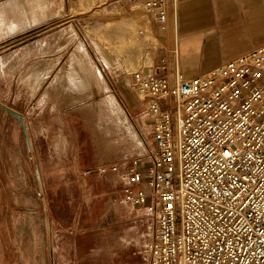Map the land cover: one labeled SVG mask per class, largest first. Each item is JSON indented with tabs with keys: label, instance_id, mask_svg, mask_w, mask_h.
Listing matches in <instances>:
<instances>
[{
	"label": "built area",
	"instance_id": "obj_1",
	"mask_svg": "<svg viewBox=\"0 0 264 264\" xmlns=\"http://www.w3.org/2000/svg\"><path fill=\"white\" fill-rule=\"evenodd\" d=\"M135 1L165 26L167 0ZM132 79L152 148L99 170L120 174L128 216L147 223L141 264H264V45L188 79Z\"/></svg>",
	"mask_w": 264,
	"mask_h": 264
},
{
	"label": "rangeland",
	"instance_id": "obj_2",
	"mask_svg": "<svg viewBox=\"0 0 264 264\" xmlns=\"http://www.w3.org/2000/svg\"><path fill=\"white\" fill-rule=\"evenodd\" d=\"M20 2L27 8H22ZM19 19L24 21L21 28ZM68 27L77 40L84 41L86 65L102 71L107 81L93 85L89 99L85 96L89 101L77 107L90 104L93 114L101 109L107 121H93L91 127L84 129L91 130L93 136L96 126L102 133L111 132L107 138L101 136L102 146L109 145L108 160H114L121 148L126 152L136 143L141 149L139 156L144 155L152 133L145 136L142 131L145 124L140 130L137 128L136 120L141 115L128 107L125 100L128 98L133 105L132 98L147 102L148 97L142 89L133 85L131 88L127 82L131 81L132 73L148 65L153 67L159 59L162 27L152 12L135 0H0V58L5 59L22 42L32 43L42 32L69 35ZM14 29L17 30L9 32ZM156 73L160 75L158 69ZM21 89L15 84L11 86L8 77L0 73V106L21 117L29 113L30 117L22 126L17 118L0 108V264H57L58 253L63 254V250H57L58 229L64 228L59 222L70 218L74 232L76 227L75 203L72 200L70 208L67 201L69 196L74 198L76 189L57 185V178L77 156L84 163L90 162L98 146L94 137L79 138L83 142L78 147L80 153H75V146L73 153H54L51 139L39 135L45 129L53 133L59 125L51 120H37L38 108L28 105L26 90ZM64 125L69 140L75 142L80 125L74 121H66ZM135 157L136 153L128 160ZM122 218L134 222L127 212ZM78 241L81 244V239L73 244ZM102 248L85 252L77 246L70 252L71 264H110L106 262L110 246Z\"/></svg>",
	"mask_w": 264,
	"mask_h": 264
},
{
	"label": "crops",
	"instance_id": "obj_3",
	"mask_svg": "<svg viewBox=\"0 0 264 264\" xmlns=\"http://www.w3.org/2000/svg\"><path fill=\"white\" fill-rule=\"evenodd\" d=\"M167 2V23L160 26L163 33H160L159 59L155 60L153 67L151 65L143 67L144 70L152 72L153 68V72H156L158 69L160 75L174 74L178 71L184 79H188L209 72L224 62L264 45V0H167ZM22 3L20 2V5ZM21 6L27 8L25 4ZM151 12L156 18L155 13ZM18 21L21 28L24 21L20 19ZM67 30L71 34L42 32L36 35L38 38L32 43L22 42L18 47H14L5 59L0 58V73L8 77L11 86L15 84V87L26 90V96L30 100L28 105L38 108L37 120H51L59 125L57 131L50 133L45 129L39 135L51 139L54 153H73L72 146L77 148L75 153H80L78 147L83 142H80L79 138L94 137L98 146L88 163L82 162L78 156L72 162L67 160V166L57 178V185L76 189L74 198L69 196L67 201L70 208L72 200L74 201L76 209L74 224L81 227L78 231L75 227L74 232L70 218L59 222L64 228L58 229L57 250H63V254L58 253L57 264H71L70 252L76 250L77 246L85 252L87 250L97 252L104 249L102 245L110 246L111 252L106 253L109 258L106 262L110 264H141L142 259L138 252L147 241V223L144 219L133 222L122 218L129 210V206L124 202L125 183L120 179V174L112 171L102 173L99 170L101 167L114 165L118 166L119 173H125L124 165L129 164L128 159L135 153L139 156L141 149L138 143L126 152L120 147L122 151L119 155L114 160H108L106 155L109 152V145L102 146L101 136L107 138L111 132L108 133L105 129L106 132L102 133L101 128L96 126V133L93 136L91 130L87 132L84 129L86 126L91 127L93 121H107L101 109L93 114L90 104L77 108L89 101L87 99L93 85L107 81L102 71L86 65L84 41L81 38L77 40L69 27ZM69 53L70 57L67 56ZM6 71H9V74ZM127 84L134 87L133 79L131 78ZM128 100V98L125 100L127 106L134 112L139 111L141 115L136 120L139 121L136 123L137 128L140 130L141 125L145 124L142 125L145 136L149 132L152 133L153 120L146 114L147 102H144V99L132 98L131 105ZM161 105L170 109L173 106L172 100L169 99ZM120 110L123 111L122 108ZM22 118L27 122L30 119L29 113L22 114ZM66 121H74L80 125L75 142L69 140L67 136L64 125ZM119 140L121 144L124 143L122 138ZM151 142L149 147L145 146L147 150L152 148ZM143 212L142 210V214ZM77 239H81V244L80 241L77 242L79 245L73 244Z\"/></svg>",
	"mask_w": 264,
	"mask_h": 264
},
{
	"label": "water",
	"instance_id": "obj_4",
	"mask_svg": "<svg viewBox=\"0 0 264 264\" xmlns=\"http://www.w3.org/2000/svg\"><path fill=\"white\" fill-rule=\"evenodd\" d=\"M0 108L3 109L6 113L10 114L11 116L17 118L22 126L24 125L23 118L20 115L14 113L13 111H11V110H9L7 108H3L1 106H0Z\"/></svg>",
	"mask_w": 264,
	"mask_h": 264
},
{
	"label": "bare ground",
	"instance_id": "obj_5",
	"mask_svg": "<svg viewBox=\"0 0 264 264\" xmlns=\"http://www.w3.org/2000/svg\"><path fill=\"white\" fill-rule=\"evenodd\" d=\"M62 9H59V11L61 12ZM82 63V62H81ZM83 73V72H82ZM88 88V87H87Z\"/></svg>",
	"mask_w": 264,
	"mask_h": 264
}]
</instances>
